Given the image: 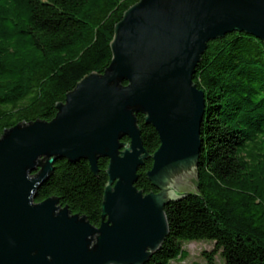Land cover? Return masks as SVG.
<instances>
[{
	"label": "water",
	"instance_id": "water-1",
	"mask_svg": "<svg viewBox=\"0 0 264 264\" xmlns=\"http://www.w3.org/2000/svg\"><path fill=\"white\" fill-rule=\"evenodd\" d=\"M233 31L264 42V0H137L114 25L102 72L78 80L51 120L4 129L0 264L146 263L169 234L165 205L194 189L205 113L196 65L210 40ZM136 113L158 134L152 154ZM100 157L108 164L99 225L56 196L35 201L56 159H85L97 175ZM148 157L156 191L144 192L135 183Z\"/></svg>",
	"mask_w": 264,
	"mask_h": 264
},
{
	"label": "trees",
	"instance_id": "trees-1",
	"mask_svg": "<svg viewBox=\"0 0 264 264\" xmlns=\"http://www.w3.org/2000/svg\"><path fill=\"white\" fill-rule=\"evenodd\" d=\"M136 1L0 0V135L16 123L51 120L78 80L102 72L114 25ZM193 81L205 93L194 189L165 205L169 234L144 264L183 259L182 242L195 240L215 243L205 264H218V252L222 264H264V42L238 31L210 40ZM135 115L152 154L158 134ZM107 164L100 157L94 175L85 159H56L35 201L56 196L99 225ZM151 165L148 157L138 169L144 192L156 191L146 177Z\"/></svg>",
	"mask_w": 264,
	"mask_h": 264
},
{
	"label": "rangeland",
	"instance_id": "rangeland-1",
	"mask_svg": "<svg viewBox=\"0 0 264 264\" xmlns=\"http://www.w3.org/2000/svg\"><path fill=\"white\" fill-rule=\"evenodd\" d=\"M215 243L210 240H195L182 242V248L187 252V256L183 259H172L169 264H190L192 262L206 263L204 253L211 251ZM216 262L222 264L219 252L215 255Z\"/></svg>",
	"mask_w": 264,
	"mask_h": 264
}]
</instances>
